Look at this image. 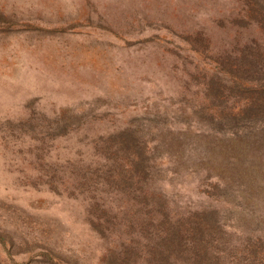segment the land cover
<instances>
[{
  "label": "rangeland",
  "instance_id": "374dc122",
  "mask_svg": "<svg viewBox=\"0 0 264 264\" xmlns=\"http://www.w3.org/2000/svg\"><path fill=\"white\" fill-rule=\"evenodd\" d=\"M256 96L264 0H0V264H175L212 210L264 264Z\"/></svg>",
  "mask_w": 264,
  "mask_h": 264
},
{
  "label": "trees",
  "instance_id": "16d2710c",
  "mask_svg": "<svg viewBox=\"0 0 264 264\" xmlns=\"http://www.w3.org/2000/svg\"><path fill=\"white\" fill-rule=\"evenodd\" d=\"M244 106L245 108L239 111L231 110L233 112L230 115L234 118L238 117L246 127L252 128L257 138L263 137L264 139V97L256 96L255 100L245 102ZM208 218L213 220L212 224L206 222ZM165 223L168 224V228L159 226L156 235L160 238L172 237L171 247L177 250L173 254L175 264L182 262L183 257L190 264L218 263L223 255L226 256L225 258L232 257L231 264H247V252L255 246L254 242L260 241L257 239L258 241L248 243L236 254L229 252L227 246H220L222 236L226 234L227 229L217 216L216 210L204 211L198 216L192 215L180 220H168ZM123 261L124 259L120 260V263Z\"/></svg>",
  "mask_w": 264,
  "mask_h": 264
}]
</instances>
